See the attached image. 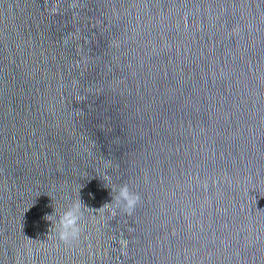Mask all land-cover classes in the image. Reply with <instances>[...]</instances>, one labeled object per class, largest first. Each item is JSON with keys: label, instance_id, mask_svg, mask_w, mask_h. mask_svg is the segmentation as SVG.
<instances>
[{"label": "water", "instance_id": "obj_1", "mask_svg": "<svg viewBox=\"0 0 264 264\" xmlns=\"http://www.w3.org/2000/svg\"><path fill=\"white\" fill-rule=\"evenodd\" d=\"M0 264H264V0H0Z\"/></svg>", "mask_w": 264, "mask_h": 264}, {"label": "clouds", "instance_id": "obj_2", "mask_svg": "<svg viewBox=\"0 0 264 264\" xmlns=\"http://www.w3.org/2000/svg\"><path fill=\"white\" fill-rule=\"evenodd\" d=\"M111 191L116 192V196L112 198L115 200V207H124L126 210L131 211L137 203L139 197L137 194L130 192L127 185H121L118 188H111ZM111 200V203H112ZM104 206V205H103ZM102 206V207H103ZM115 207L113 208V214L115 212ZM79 212L80 205L75 203L65 210L60 212L55 219V226L58 231L59 238L65 242L77 239L79 236ZM52 215H46L44 219L51 221L53 226Z\"/></svg>", "mask_w": 264, "mask_h": 264}]
</instances>
